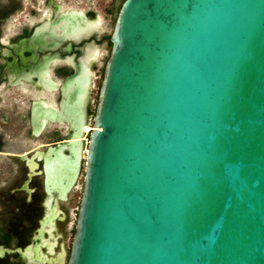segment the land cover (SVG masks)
I'll return each mask as SVG.
<instances>
[{
    "label": "water",
    "instance_id": "water-1",
    "mask_svg": "<svg viewBox=\"0 0 264 264\" xmlns=\"http://www.w3.org/2000/svg\"><path fill=\"white\" fill-rule=\"evenodd\" d=\"M110 40L67 264H264V0H123ZM86 74L45 153L61 196Z\"/></svg>",
    "mask_w": 264,
    "mask_h": 264
},
{
    "label": "flooded vegetation",
    "instance_id": "flooded-vegetation-1",
    "mask_svg": "<svg viewBox=\"0 0 264 264\" xmlns=\"http://www.w3.org/2000/svg\"><path fill=\"white\" fill-rule=\"evenodd\" d=\"M122 1L110 0L105 25L93 9L56 0H0V264L68 263L85 152ZM72 10L81 12L74 16L75 28L85 29L79 39H72ZM86 73L82 168L61 196L46 187L45 153L80 127L77 115L74 129L67 121L72 120L71 78L77 74L80 85Z\"/></svg>",
    "mask_w": 264,
    "mask_h": 264
},
{
    "label": "rangeland",
    "instance_id": "rangeland-1",
    "mask_svg": "<svg viewBox=\"0 0 264 264\" xmlns=\"http://www.w3.org/2000/svg\"><path fill=\"white\" fill-rule=\"evenodd\" d=\"M63 3L66 6H72L75 8H82L84 10H91L95 11V15H99L103 18V22L106 25L109 22L110 15L108 13L107 8L109 7L110 0H56ZM121 0H119L120 2ZM76 18L71 17V27H76ZM110 28V26H109ZM104 59L106 57V53L103 55ZM104 61V60H102ZM101 65V63H100ZM89 129V128H88ZM82 179L80 177L77 192L80 190Z\"/></svg>",
    "mask_w": 264,
    "mask_h": 264
},
{
    "label": "bare ground",
    "instance_id": "bare-ground-1",
    "mask_svg": "<svg viewBox=\"0 0 264 264\" xmlns=\"http://www.w3.org/2000/svg\"><path fill=\"white\" fill-rule=\"evenodd\" d=\"M84 27H82V28H78V30H76L73 34V36H72V38H76V39H79L83 34H84ZM86 32V31H85ZM89 32V31H88ZM95 54H96V52L94 51L93 53H92V56H95ZM87 126H85V128H86ZM84 128V129H85Z\"/></svg>",
    "mask_w": 264,
    "mask_h": 264
}]
</instances>
